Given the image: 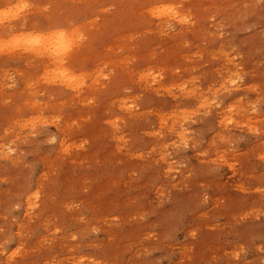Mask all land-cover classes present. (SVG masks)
I'll use <instances>...</instances> for the list:
<instances>
[{"label":"rangeland","instance_id":"1","mask_svg":"<svg viewBox=\"0 0 264 264\" xmlns=\"http://www.w3.org/2000/svg\"><path fill=\"white\" fill-rule=\"evenodd\" d=\"M158 1L30 0L0 26L86 38L78 96L38 56H0V264H264V0H166L182 7L155 35Z\"/></svg>","mask_w":264,"mask_h":264},{"label":"snow or ice","instance_id":"2","mask_svg":"<svg viewBox=\"0 0 264 264\" xmlns=\"http://www.w3.org/2000/svg\"><path fill=\"white\" fill-rule=\"evenodd\" d=\"M32 7L30 0H14V2L0 6V26L8 27L9 23L13 20H17L24 13L29 11ZM153 15L163 17H176L175 6L161 0L153 9ZM181 22H187V18H184ZM83 33L75 29L68 30H56L54 32L42 35H21L15 33H8L6 36H0V56L9 55L16 51L31 52L36 55H50L55 61V77L58 80H62L66 83H71L77 80V77L69 71L67 64V57L75 49L80 47L85 40ZM107 79V77H105ZM231 79L228 83L235 87L237 80ZM221 87H224L221 85ZM224 91L227 93L228 88L225 87ZM237 95H242L237 93ZM184 106L191 107L194 110L199 108L203 109L202 115H207L209 108L213 110V114L216 112H222L223 114L218 117L221 126H236V121L239 117L234 115L233 109L228 107L227 104L221 108L220 100L209 96L208 98L195 97L191 100H186ZM264 107V105H262ZM190 120L197 119L199 117L190 116L187 117ZM33 126L35 121L32 122ZM184 146L187 147V141H183ZM15 256V253H13ZM9 264H14L13 261H9Z\"/></svg>","mask_w":264,"mask_h":264},{"label":"bare ground","instance_id":"3","mask_svg":"<svg viewBox=\"0 0 264 264\" xmlns=\"http://www.w3.org/2000/svg\"><path fill=\"white\" fill-rule=\"evenodd\" d=\"M164 2H166V3H169V4H171V5H173V6H175V8H178L180 5H181V7H182V4H179V3H175V2H173V1H164ZM159 3H161V1H158V2H154V3H152L151 2V4H152V6H145L144 7V11H143V13H146V14H149L152 18H154V19H156L157 20V23H155V24H153V23H151V22H148V25H149V28H151V32H153V34H160L159 32L162 30V29H166V30H170V28H171V25H172V23L175 21V19L174 18H172V17H163V18H161V17H159V16H156V15H153V9L155 8V6H157ZM185 9V8H184ZM175 11H176V9H175ZM15 20H13V22H14ZM182 21V19L181 20H179V22H177L178 23V25L181 27V29H180V31L182 32V31H186V30H188L190 27V24H188V26L187 25H185V24H183V22H181ZM3 27V26H2ZM8 27H12L10 24L8 25ZM140 29V28H139ZM49 31H53L52 29L51 30H49ZM48 33H50V32H48ZM48 33H45V34H48ZM29 34H31V35H35L34 33H29ZM29 34H22V35H29ZM203 34H204V31H199L198 32V35L201 37V36H203ZM172 37H174V39H177V34H173V36ZM25 52V51H24ZM22 54H24L23 52H21ZM27 54H29L30 55V57L31 58H36L34 55H36V54H34V53H31V52H26ZM222 53V52H221ZM36 56H38L41 60H44L45 62H46V65L44 66L43 64H42V66L45 68V71L46 72H44V75H46V73H48V69H49V67L50 68H52L54 71L53 72H49V75H47L46 77H47V79L48 80H52V82H54V83H56V77H55V67H56V65H55V61H54V58L52 57V56H50V55H36ZM81 77H83L82 75L81 76H78L77 77V80L76 81H74V82H71V83H66V82H63V85L64 86H66V87H68V88H70L71 90H73V92L75 93V95L76 96H78L79 94H81L82 93V89L84 88V84L83 83H81V80H80V78ZM80 80V81H79ZM58 81H60V80H58ZM60 83H61V81H60ZM62 84V83H61ZM191 92H188V94H190ZM186 99H193V97H191V95L190 96H186L185 97ZM95 123V122H94ZM105 123H107L106 122V120H105ZM65 138H66V135L64 136ZM65 140V139H64ZM66 146V142L64 141L63 143H62V147L64 148Z\"/></svg>","mask_w":264,"mask_h":264}]
</instances>
